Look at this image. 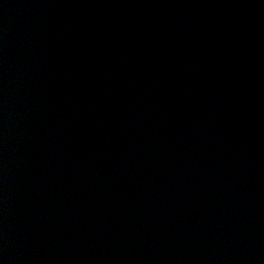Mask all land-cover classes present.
<instances>
[{"label":"water","instance_id":"1","mask_svg":"<svg viewBox=\"0 0 264 264\" xmlns=\"http://www.w3.org/2000/svg\"><path fill=\"white\" fill-rule=\"evenodd\" d=\"M0 264H264V0H0Z\"/></svg>","mask_w":264,"mask_h":264}]
</instances>
